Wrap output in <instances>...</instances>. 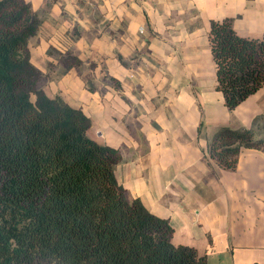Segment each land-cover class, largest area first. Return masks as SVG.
Returning <instances> with one entry per match:
<instances>
[{
	"label": "crops",
	"instance_id": "1",
	"mask_svg": "<svg viewBox=\"0 0 264 264\" xmlns=\"http://www.w3.org/2000/svg\"><path fill=\"white\" fill-rule=\"evenodd\" d=\"M38 86L89 118L88 137L114 147L117 181L172 227L174 244L206 264H264V150L241 148L233 169L208 156L221 126L264 122V84L233 109L216 88L208 32L229 18L264 33V0H27ZM78 64L65 65L67 54ZM261 116V117H260Z\"/></svg>",
	"mask_w": 264,
	"mask_h": 264
},
{
	"label": "trees",
	"instance_id": "2",
	"mask_svg": "<svg viewBox=\"0 0 264 264\" xmlns=\"http://www.w3.org/2000/svg\"><path fill=\"white\" fill-rule=\"evenodd\" d=\"M38 26L27 0H0V264H206L172 242L166 219L126 197L114 174L119 152L88 137V116L38 86L28 48ZM208 41L231 110L264 84V33L241 36L223 18L211 20ZM258 118L217 129L208 156L233 169L241 148L264 150Z\"/></svg>",
	"mask_w": 264,
	"mask_h": 264
},
{
	"label": "rangeland",
	"instance_id": "3",
	"mask_svg": "<svg viewBox=\"0 0 264 264\" xmlns=\"http://www.w3.org/2000/svg\"><path fill=\"white\" fill-rule=\"evenodd\" d=\"M262 127H263V128H260V131H261V132H264V122L262 123ZM261 137H262V136H261Z\"/></svg>",
	"mask_w": 264,
	"mask_h": 264
}]
</instances>
